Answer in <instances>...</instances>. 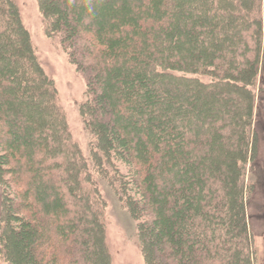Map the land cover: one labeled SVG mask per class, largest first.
Segmentation results:
<instances>
[{"label":"trees","instance_id":"obj_1","mask_svg":"<svg viewBox=\"0 0 264 264\" xmlns=\"http://www.w3.org/2000/svg\"><path fill=\"white\" fill-rule=\"evenodd\" d=\"M57 1H39L46 33L86 81L79 111L91 135L89 159L139 221L145 262L156 264L158 253L159 264H252L244 172L255 106L249 86L262 51L263 20L253 13L261 0ZM178 64L214 66V79L205 83ZM236 71L246 86L228 80ZM57 96L15 0H0V145L10 149L14 177L4 182L22 196L17 202L2 193L1 264H111L106 202ZM106 126L131 143L128 152L118 149L119 159L133 156L137 179L122 173ZM8 168L0 157V172ZM130 186L149 197L156 219L141 222L145 207ZM156 224L168 229L165 252L159 234L148 236Z\"/></svg>","mask_w":264,"mask_h":264},{"label":"rangeland","instance_id":"obj_2","mask_svg":"<svg viewBox=\"0 0 264 264\" xmlns=\"http://www.w3.org/2000/svg\"><path fill=\"white\" fill-rule=\"evenodd\" d=\"M39 1L40 0H15L22 24L30 34L37 59L45 73L55 83L58 93L57 104L62 108L66 116L72 139L79 144L84 155L89 159L91 135L86 130L79 111L81 104L85 103L88 98L87 84L81 72L78 71V68L70 60L69 54L62 47V42L57 37H49L47 35ZM57 2L60 4L61 0H58ZM67 4L68 3H65V5ZM259 5L260 11L253 13V19L255 20L257 17L263 20L261 36L262 51L257 76L251 82V86H249V89H251L255 96V106L250 127L252 136L249 138V147L251 149L244 172V203L246 220L251 234L252 264H264V0H261ZM243 15L246 14L244 13ZM63 20L64 19H61L59 22L61 28H65ZM126 24L129 25L132 23L128 22ZM73 32L78 35L83 33L79 27H74ZM85 35L88 37V41L92 45L104 47L101 43L99 45V42H96L90 33H85ZM77 43L76 40H70L72 48H74V45ZM222 45L219 44V46L223 47ZM188 50L191 54H196L195 56H197V48L190 46ZM82 63L84 64V61H82ZM183 68L184 64L177 65V71L180 72L186 70L189 76H196L205 83L212 82L214 79L212 71L216 69L214 66L211 67V70H204L203 67L197 68L196 70L190 69V67H187L186 69ZM241 68L244 67H240V70ZM191 73H193V75ZM91 74L92 76L98 77V74L95 72H91ZM235 75L236 76L228 78V80L238 83L240 88L246 86V82L241 80V76H239L240 74L237 71L235 72ZM100 115L104 116L103 113ZM103 120L109 127L110 122L105 119ZM246 123L249 124L250 122ZM108 127L106 126L105 131L107 136H109L108 138H110L109 145L113 146L114 140L116 144V147L111 148L114 154V159L120 166L124 176H129L131 179H137L138 175L133 156L129 159L127 158L125 161L119 159L118 149L121 148L128 152L131 148V143L122 138V133L120 131H111ZM115 135H119L120 138L118 141H116ZM2 138L3 133L0 131V140H2ZM8 148L9 147L3 148L0 145V157H5L7 167H9L8 171L3 169L5 171L4 174L0 172V202L4 191L10 194L12 199L20 202L22 196L18 193L16 187L4 182V180H12V178H14L8 173L11 171L10 169L13 168L8 160V156L11 155L10 149L8 151ZM88 162L94 183L98 186L101 195L106 202L104 223L106 230V245L110 253L111 264H147L142 254L138 235L139 221L131 215L122 203H120L108 182L105 179L98 177V174L94 171L93 162L90 161V159ZM128 189V193L134 196L136 201L139 200L141 204L144 205V210L147 212L141 211L139 207L138 213L143 216L141 222L146 220L147 222L152 221L155 218V214L152 210L149 197H147V195L138 187L134 188L133 186H130ZM14 214L19 220L21 218H26V214L22 212L17 211L14 212ZM19 220L13 219V224L16 228L20 225ZM159 231L161 232L159 233ZM157 234H159L158 239L162 243V246H159L161 247L159 249H162V252H165L163 249V243L164 238L169 235L168 229L166 227L158 228L157 225L152 231H149L148 236L155 238ZM153 262L159 264L158 253L155 255Z\"/></svg>","mask_w":264,"mask_h":264}]
</instances>
